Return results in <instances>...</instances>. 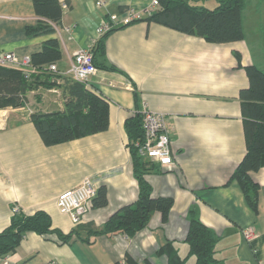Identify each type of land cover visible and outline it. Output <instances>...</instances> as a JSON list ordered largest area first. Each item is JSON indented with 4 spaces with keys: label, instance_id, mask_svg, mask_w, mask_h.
<instances>
[{
    "label": "crops",
    "instance_id": "crops-1",
    "mask_svg": "<svg viewBox=\"0 0 264 264\" xmlns=\"http://www.w3.org/2000/svg\"><path fill=\"white\" fill-rule=\"evenodd\" d=\"M59 1L67 8L62 7L60 23L53 24L54 33L28 34L26 27L38 19L32 0H0V51L30 56L46 38L56 36L62 51L56 68L69 76L73 53L90 43L101 22L126 8L143 10L152 0H103L104 6H97L96 0ZM198 1L193 2L201 5ZM104 46L98 62L117 70L97 68L85 84L109 100L105 130L45 145L29 114L63 110L65 97L58 87L37 86L25 94L22 106L0 108V231L14 212L36 210L50 215L53 228L64 233L74 230L67 242L56 233L28 231L13 252L3 254L7 264H170L159 248L170 242L180 257L187 255L184 238L190 216L216 234L214 254L220 264H264V166L250 172L259 185L256 211L238 183L228 182L246 151L238 97L239 90L248 86L242 66L259 67L244 30L242 40L215 43L135 20L113 28ZM134 92L140 110L164 116L172 163L153 161V170L144 177L152 196H170L173 204L165 222L154 211L147 225L130 237L90 235L89 230L137 198L123 127L137 111ZM85 177H92L97 188L105 186L107 202L93 207L91 200L74 222L59 211L56 198ZM247 228L253 230L249 239L243 234ZM193 261L191 255L186 263Z\"/></svg>",
    "mask_w": 264,
    "mask_h": 264
},
{
    "label": "trees",
    "instance_id": "trees-1",
    "mask_svg": "<svg viewBox=\"0 0 264 264\" xmlns=\"http://www.w3.org/2000/svg\"><path fill=\"white\" fill-rule=\"evenodd\" d=\"M193 1L196 0H158L159 6L150 15L138 20L156 22L203 37L209 42L243 39L241 19L247 0H216L217 5L213 8L196 5ZM32 3L38 19L36 25L26 27V32L53 34V24L58 25L61 21L62 3L59 0H32ZM110 31L92 48L93 62L97 68L117 70L114 65L98 62L97 59L98 55L104 54V39ZM233 54L238 66H242L239 53L234 51ZM61 57L59 40L51 36L42 42L39 50L30 54L31 68L25 70L0 65V108L22 106L25 94L37 86L58 87L65 97L63 110L29 114L30 121L45 145L97 133L108 126L109 100L104 95L70 76H62L58 70H49L48 64L56 63ZM242 67L248 78V86L238 93L246 151L228 182L238 183L247 204L256 211L259 185L251 178L250 172L264 166V70L255 64ZM134 100L137 111L125 119L123 127L138 186L137 198L114 211L99 228L89 230L90 235L122 233L130 237L147 225L154 211H159L161 220L165 222L173 204L170 196H152V187L144 177L153 170L154 163L142 157L135 145L143 137L142 110L139 109L137 92H134ZM106 202V188L101 185L92 199L93 207H101ZM28 231L37 234L56 233L61 242H67L74 232L64 233L53 228L51 217L44 210H36L32 214L14 212L9 224L0 231V253L13 252ZM184 241L188 246V253L184 257L177 254L170 242L163 244L159 252L167 254L170 264H187L191 255L194 261L190 264H220L214 254L217 236L198 217H189Z\"/></svg>",
    "mask_w": 264,
    "mask_h": 264
},
{
    "label": "built area",
    "instance_id": "built-area-1",
    "mask_svg": "<svg viewBox=\"0 0 264 264\" xmlns=\"http://www.w3.org/2000/svg\"><path fill=\"white\" fill-rule=\"evenodd\" d=\"M97 6H104L103 0H96ZM159 6L158 0H152L149 6L143 10H135L126 8L120 14H111L107 20L101 22L95 28L94 38L90 43L78 48L73 53L72 61L67 69V74L73 79L86 83L88 78L97 72V66L93 62L92 48L96 42L108 31L113 28L126 25L144 16L150 15L154 8ZM63 8H67L65 2L62 3ZM0 65L19 67L23 69L31 68L30 56L18 57L13 52L0 51ZM51 71H56V64H48ZM27 76V75H25ZM141 127L143 137L140 142L135 145L138 153L149 161H155L161 165L172 163V154L170 149V138L165 128L164 116L161 112L148 109H142ZM97 193V186L92 177H85L76 186L63 190L56 198V205L60 212L70 215L74 222H77L83 213L86 212L88 202H90ZM16 211V210H15ZM244 236L249 239L253 235L252 228L243 230ZM2 264H7L5 255L0 253Z\"/></svg>",
    "mask_w": 264,
    "mask_h": 264
},
{
    "label": "rangeland",
    "instance_id": "rangeland-1",
    "mask_svg": "<svg viewBox=\"0 0 264 264\" xmlns=\"http://www.w3.org/2000/svg\"><path fill=\"white\" fill-rule=\"evenodd\" d=\"M201 5L214 7L216 0H200ZM245 40L252 59L264 70V0H247L242 10Z\"/></svg>",
    "mask_w": 264,
    "mask_h": 264
}]
</instances>
